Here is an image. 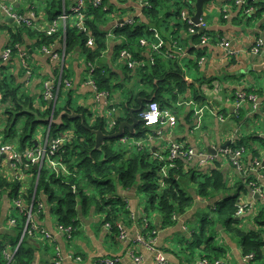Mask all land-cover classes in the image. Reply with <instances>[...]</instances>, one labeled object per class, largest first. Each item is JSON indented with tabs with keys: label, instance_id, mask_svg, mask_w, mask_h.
Segmentation results:
<instances>
[{
	"label": "crops",
	"instance_id": "1",
	"mask_svg": "<svg viewBox=\"0 0 264 264\" xmlns=\"http://www.w3.org/2000/svg\"><path fill=\"white\" fill-rule=\"evenodd\" d=\"M1 1L2 4L11 2L15 9L25 16H29L32 11L29 8L36 5L38 8L36 9L35 27L43 30L50 25L51 21L45 13L43 0H22L19 3L14 0ZM62 1L64 10L67 11L76 2V0ZM159 2L161 5L158 10L162 20L157 31V24L154 21L150 22L142 12L143 8L148 5V0H103V7L111 12L110 20L102 28L107 33L104 52L94 62H90L85 50L79 47L74 52L66 54L65 44L61 43L52 46L51 54H46L45 47L39 46V40L36 37H25L21 51L28 56L26 62L22 61L17 52L12 54L10 61L4 60L3 54L11 46L9 29L16 28L17 24L2 12L0 17L2 26L0 28V77H13L21 90L34 98L35 106L42 110H44L41 104L43 86L49 81L56 86L57 91L61 90L64 93L65 100L62 106L64 110L62 111L70 109L78 113L79 108V111H84L90 121H102L111 127L112 131L118 119L123 118L124 121H130L129 117H126L128 111L124 106L122 107V103L130 105L128 106L130 109L135 108L138 101L143 99L139 97V93L145 86L136 73L137 69L129 68L128 61L125 58L122 59L121 54L125 50L119 51L127 39L116 35L115 30L124 23L129 24L130 20H133L130 25L138 22L149 24L156 29L157 34L152 38L143 39L148 43L142 45V58H144L142 64L149 65V62L151 64L154 55H157L153 54L151 43L158 42L157 39L164 41L165 38H169V41H164L166 49L162 50L159 56L178 62L184 69L186 81L189 84L186 93L179 95V90L174 87L172 94L166 96L169 107L162 108L159 104L163 110L168 109L176 116L177 124L172 127L164 123L147 128L148 132L153 135L160 133L158 142L151 144L153 154L158 153V157L166 160L171 143L183 144L202 155L188 162L191 169L206 173L210 166L202 164L203 157L211 155L210 150L216 151L218 152L217 160L223 162V171L230 178L229 187L231 188L234 183L242 179V176L230 162L226 164L227 162L223 161L222 151L239 139L245 140L242 164H249L250 167L257 159L261 162L259 172L254 173L255 184L259 192H254L255 189L250 188H247L246 193L240 191V205L247 206L248 210L238 219L241 222L240 229H254L252 217L262 209L264 203V46L257 54L253 52V47L259 39L264 40V14L257 17L254 14L243 17L242 10L232 4L227 14L224 12L229 4L227 0H211L204 4L200 18L206 23V33L211 37L209 43L203 44V36L200 42H195L192 38L200 32L192 34L184 30L185 25H190V20L195 24L194 18L198 14L197 0H185L186 3L183 5H180L178 0H171V2L159 0ZM67 22V20L62 21L58 30H65ZM120 22L124 23L120 24ZM168 24L172 26L178 24L181 30L174 28L173 31L178 33L172 36L165 30ZM223 40L230 42L231 50L236 52L234 56H228L224 47L220 46ZM92 47L86 45V48ZM200 53L201 58H199ZM28 66L31 68V74H29ZM101 68L106 70V74L110 76V86L113 88L109 92L94 90L93 73ZM125 88L130 93V99L126 97L125 92L123 93ZM244 90L256 92L260 109L254 111L251 104H244L241 109L245 115L238 121L237 114L241 109L238 108L237 94ZM196 91L204 96L203 101L196 100L194 96ZM98 93L106 94V96L97 95ZM174 95L178 98L174 99ZM5 108L6 105L3 104L1 95L0 143L11 141L4 136L8 117L5 115ZM17 129L20 127L18 126ZM46 135L45 126H41L39 138L35 140L36 144L43 143L47 139ZM146 138L132 139L144 142ZM163 145L164 151L162 150ZM27 148L31 147L27 146ZM253 151L257 152V157H254ZM2 174L8 178L21 179V192L24 193L31 189L30 185L35 177L33 172L23 171V176L15 172L7 160L0 162V175ZM40 174L41 172L39 176ZM37 180L39 181V177ZM183 185L195 199L194 205L184 216L177 218L174 226L165 229L159 228L161 222L159 214L154 213L152 219L150 217H148L149 220L147 219L144 213L145 194L139 193L137 188L125 191L121 185H118V193L125 199L124 202L128 206V215L122 214L121 218V223L128 233L127 240H121L117 232L108 227L107 206L101 208L94 206L91 211L80 208L79 226L73 237L68 239L59 229L53 207L49 206L46 196L41 194L40 200L43 201L41 204L44 205V209L35 215V221L48 231L58 244L64 264H100L104 260L115 258L120 259L119 264H156L155 254L146 245L152 235H154L156 248L164 252L168 264H196L202 259L203 251L206 249V238L210 236V233L202 230V221L210 216L216 210L217 204L230 193L216 194L210 200L198 199L196 185L187 180ZM3 195L0 209V245L6 248L3 255L8 263L14 264L15 252L25 245L27 247L24 246L25 249L32 252V264H55L56 248L45 244L47 243L45 238L37 233L39 238L31 235L30 229L26 228L22 234L17 236L15 226H11L7 220L12 209L10 204L12 198L9 192H4ZM256 195L259 196L256 197ZM150 221L153 226L157 227L154 231H146L148 229L144 228L145 222L149 224ZM220 226L222 228H219ZM139 236H145L146 243L137 241ZM212 238L215 240L214 245L223 253L219 259L225 264H264V259L259 261H255V258L246 259L241 240L228 234L224 224L216 225V233ZM132 253L135 258L140 259L139 262L132 257ZM77 258H81V261Z\"/></svg>",
	"mask_w": 264,
	"mask_h": 264
},
{
	"label": "trees",
	"instance_id": "2",
	"mask_svg": "<svg viewBox=\"0 0 264 264\" xmlns=\"http://www.w3.org/2000/svg\"><path fill=\"white\" fill-rule=\"evenodd\" d=\"M168 1L171 2V0ZM233 1L235 2L236 0ZM179 3L184 4L186 2ZM160 5L159 0H148V5L142 10L143 15L150 22L154 21L157 24V31L162 20L158 10ZM249 7L253 8L254 16L256 17L264 14V2L250 1ZM62 11V1L54 0L46 8L45 13L48 19L52 21L60 16ZM110 13L103 5L95 8L88 4L87 9L84 11L83 26H80L79 20L74 14L69 17L70 19H67L65 30L63 28V30L59 29L52 36H47L44 32L34 30L26 25H16V28L9 29L12 52L19 53L21 51V47L25 43V37H36L39 40L40 47H52L58 43L65 44L66 54L74 52L78 47L84 49L88 55V60L94 62L101 57L105 49L107 33L102 28L109 22ZM125 24L118 26L115 30L116 35L127 39V42L119 52L122 50L130 52L137 62L144 63V58H142V40L155 36L157 34L155 32L156 29L149 26V24L141 22L133 25ZM0 28H2L1 25ZM174 28L181 30V26L178 24L174 26L168 24L165 30L174 36L178 33L173 31ZM191 28L192 26L188 24L184 26V30L188 33H190ZM202 36L199 33L193 35L192 38H194L195 42H200ZM90 37L94 39V46L86 48ZM162 38H165L164 35ZM164 41H169V38H165ZM164 41H162L163 44ZM164 49L166 47L162 46V50ZM201 56L200 53L199 58ZM153 58L154 62L150 64L148 61L149 65L145 63L143 67H139L136 71L138 77L142 79L145 85L140 91L139 97L148 101L155 97L154 101L159 103L162 108L165 106L169 107L166 96L172 94L175 88L179 90V95L186 93L189 85L186 81V74L178 62H173L159 55H154ZM93 74L98 91L109 92L112 90L113 86H110V76L106 74V70L103 68L97 69ZM55 92L56 94L58 93V96L61 95V90H56ZM242 92L246 93L247 96L256 95L253 90H244ZM1 95L2 102L6 105L5 115L8 116L4 136L15 142L20 150L26 149L27 146L35 147L36 141L33 140V134H35L36 129L45 126L47 130L49 127L48 119L53 113L54 119H57L62 112H58V108L54 112L53 106H50L44 100V96L41 97V104L44 106V110L37 108L34 98L23 92L13 77H0ZM194 96L197 101L204 100V96L197 91ZM173 97L174 99L178 98L175 95ZM83 112L82 110L79 111V113ZM139 115L140 113L136 114V117L140 120ZM244 115L245 113L242 109L239 110L237 120L242 119ZM64 119L66 122H70L69 118V120L67 117H64ZM123 121V118L118 119L114 129L109 132L102 121L95 123L89 129H100L105 134H114L119 130ZM20 123L21 127L17 129ZM71 123L76 126L74 137L78 140L76 148H80V152H77L75 147L73 149V144H69L64 147L65 153L62 156L64 157V162L72 171V175L56 176L55 174H49L44 169L38 176L37 172L32 169L35 176L30 185L32 187L27 193H24L21 192L22 184L20 180L8 178L2 174L0 175V195L4 192H9L11 198L14 200L21 199L29 207H31L32 200H34L32 209L33 211H38L36 209L37 202L39 204L43 202L38 199L41 198V194H44L49 206L58 205L59 209L56 214L60 218L59 225L64 228H78L80 208L87 210L90 203H93L98 208L107 206L108 217L106 222L119 235L118 224H121L123 215H128V206L124 202L125 199L123 200V197L118 193V185H121L125 191L137 188L139 193L145 194L146 203H149V207L146 206L144 210L147 219L149 220L148 217L152 219L154 213L159 214L161 217L159 228L165 229L174 226L177 223L176 218L184 216L194 205L195 199L192 198L183 185L185 180H187L196 185L198 199L210 200L216 194L230 193L223 201L217 204L216 210L202 221V230L205 233H210V236L206 238V249L203 251L202 259L219 260L223 256L220 249L214 245L215 240L212 238L213 234L216 233V225L218 223L224 224L228 234L234 235L241 240L242 249L246 257L253 255L255 261L264 259V203L262 209L252 217L254 229H240L241 222L237 216L240 208L239 193L240 191L246 193L247 188L253 189L251 184L256 182L255 172H250V177L248 178L239 172L242 179L234 183L230 188V178L223 171L224 165L223 162L217 160L218 156L213 164L205 165L210 166V169L204 173L191 169L186 159L163 160L158 155L156 156L158 153L153 154L152 149L147 147H131L125 150L117 148L114 143L116 141L121 143L120 139L105 141L101 149L96 150V135L92 130L83 126L80 118L71 120ZM65 131V125L52 124L47 134L49 132V139L53 140L60 138V134ZM147 133L150 132L140 120L136 133L132 135L128 131L125 137L141 139ZM244 144L245 140L239 139L232 143L230 148L237 150L243 148ZM253 155L257 157L258 154L253 151ZM223 158L229 159V157ZM251 167L252 165L249 167V164L243 165L244 169H250ZM38 177L39 181L37 180ZM73 187L76 188L75 192ZM152 211L154 212L152 213ZM26 220L27 218L24 217L22 221L18 222V226H15L17 236L22 234L25 229ZM155 229L157 227L153 226L151 221L148 227L145 228L146 231H154ZM152 238H154V235H152ZM24 246L22 245L15 252L14 264H32V252L25 249L26 246ZM5 249L0 245V264H8V260L3 255Z\"/></svg>",
	"mask_w": 264,
	"mask_h": 264
},
{
	"label": "built area",
	"instance_id": "3",
	"mask_svg": "<svg viewBox=\"0 0 264 264\" xmlns=\"http://www.w3.org/2000/svg\"><path fill=\"white\" fill-rule=\"evenodd\" d=\"M228 5L225 7L224 12L228 14V9L230 8V5H235L239 7L242 10V16L243 17H248L252 16L254 14L253 8L249 7L250 1L254 2H264V0H236L235 2L233 0H227ZM87 3L91 4L95 8L102 7L103 5V0H89L88 2H84L80 0L79 4L73 5L69 11H64L58 19H56L52 25H50L48 28L43 29V31L46 33L47 36H52L54 35L57 31L58 28L60 27V24L62 21L67 20L71 15H76V17L79 20L80 26H83L84 22V11L87 9ZM2 8V12L11 20H13L16 24L19 26L26 25L27 27L33 28L34 27V21L36 19V15L34 11H31L29 16H25L21 13H19L14 5L12 7L5 5V4H0ZM228 17V16H226ZM190 22V26L192 28L190 29V32L192 34L198 33L201 29H204L202 32L203 37H202V42L203 44L209 43L211 40V37L206 33V23L201 20L199 24H194L192 21ZM133 20L129 21V24H132ZM158 40V43H151V48L153 50V54L160 55L162 52V46L164 44L162 43V40ZM147 40H142V45H147ZM89 46H94V39L89 38L88 43ZM220 46L224 47L226 53L228 56H234L236 52H233L231 50V45L230 42H227L223 40L220 42ZM264 46V40L259 39L256 42V45L253 47V52L254 53H259L261 51V48ZM52 47L44 48V52L46 54H51L52 53ZM65 51V48H64ZM12 47L10 46L7 50H5L3 54V59L6 61H10L12 58ZM20 58L22 61H27L28 56L27 54L23 53L22 51L19 52ZM122 59L125 58L128 61V66L129 68L132 69H138L139 67H143L144 65L142 63L137 62L132 54L130 52L124 51L122 52ZM154 62V59L151 60ZM29 70V74H31V68L28 66L27 67ZM94 85V90L98 91V87L96 86L95 82H92ZM44 91H43V96L46 101L54 102L57 101L58 94H56V86H54L51 82L47 81L44 83ZM97 95H102L106 96V94H97ZM237 102H238V108L241 109L244 104L249 103L251 104L252 108L254 111H256L258 108L260 109L259 105V97L257 95H251L247 96L246 93L240 92L237 94ZM140 120L145 124V127H154L158 125H162L164 123L169 124L170 126H175L177 124V118L170 112L168 109H162L157 102H150L141 112H140ZM49 131V130H48ZM155 136L160 137V133H158ZM125 138V137H124ZM128 138V137H126ZM70 139V138H68ZM153 136H149V140H153ZM66 138H57L50 140L49 137L40 145H37V147H31V148H26L23 150H20L16 148L13 144L11 143H0V162L1 160H7V162L10 164L12 169L19 173L20 175L23 176V171L26 172H32V169L34 167H37V169H40V172L45 169L46 167L50 168L53 173L56 176L60 175H66L70 176L72 175V171L69 169V167L66 165L64 162V157L62 154L65 153L64 147H65V141ZM122 143H125L124 141L121 140ZM142 142H139L138 145H141ZM224 157H229V162L241 173L245 175L247 178L250 176V172H259L261 162L257 159L253 162L252 167L250 169H244L243 164H242V157L245 153L244 148H239L237 150H234L232 148H227L222 151ZM202 157L197 151H195L192 148H188L184 146L183 144L179 143H171L168 148V158L167 160L174 161L178 158L186 159L188 162L192 161L196 157ZM209 156L212 157V160L209 159ZM163 159V157H160ZM217 156H212V155H206L203 157L202 164L203 165H210L213 164ZM17 178V177H16ZM18 180H21L17 178ZM253 188L255 189L254 192H257V186L255 183L251 184ZM74 192H75V187H73ZM259 192V191H258ZM15 206L16 210H18L19 214L21 216H24L25 218L30 220V223L32 227H30V232L31 228L32 231L35 232V234L39 231L42 230V235H40L42 238L47 239H53L48 231H46L42 226H39L36 221H35V215L39 214L43 209L44 205L40 204V208L38 211H33L32 206L29 207L26 203L23 202V200L18 199L15 200ZM247 206H242L240 205L239 212H238V217H241L246 213ZM177 220V218H176ZM11 226H16L17 221L14 219H11L9 221ZM108 227L111 228L110 224H108ZM148 224H145L144 228H147ZM119 228V236L120 239L122 240H127L128 238V233L127 230L123 227L122 224H118ZM60 231H62L66 236L69 237V239L72 238L74 230L69 227V228H63L60 227ZM137 241L146 243L145 236H139L137 238ZM148 244L146 243L148 249H150L154 254H155V263L156 264H168L167 258L164 254L163 251L158 250L156 248V242L154 238H150ZM132 257L135 258L134 253H132ZM254 256H247L246 259H253ZM137 262L140 261L139 258H135ZM77 260L81 261V258H77ZM11 261V260H10ZM120 259L115 258V259H110V260H104L100 264H119ZM55 264H64L63 257L61 255L60 248H56V260ZM196 264H225L223 260H210V259H200L197 261Z\"/></svg>",
	"mask_w": 264,
	"mask_h": 264
},
{
	"label": "rangeland",
	"instance_id": "4",
	"mask_svg": "<svg viewBox=\"0 0 264 264\" xmlns=\"http://www.w3.org/2000/svg\"><path fill=\"white\" fill-rule=\"evenodd\" d=\"M23 1H25V0H23ZM54 0H43V5L45 6V8H47L52 2H53ZM62 1V0H61ZM82 1H84V2H86V1H88V0H82ZM178 1H180L181 3H184L185 2V0H178ZM14 2H17V3H19V2H22V0H14ZM79 2H80V0H76V2L74 3V5H77V4H79ZM2 3V1L0 0V4ZM5 3V5H8V6H10V7H12V3L11 2H4ZM34 5V4H33ZM180 5H183V4H180ZM1 6V5H0ZM32 6V5H31ZM73 6V5H72ZM71 6V7H72ZM15 7V6H14ZM70 7V8H71ZM38 8V6H36V5H34V6H32V8L30 7L29 9L30 10H32V11H34L35 12V15H36V9ZM70 8H68V9H70ZM65 8H64V5H63V1H62V13L64 12V11H67V10H64ZM2 8L0 7V17L2 16ZM37 17V16H36ZM59 18V16L56 18V19H58ZM56 19H54V20H52L51 22H50V25H52V23L56 20ZM77 20H78V18H77ZM35 21H36V19H35ZM35 21H34V27L32 28V29H36V30H38V31H41V32H44L41 28L40 29H37L36 27H35ZM16 25V24H15ZM18 25V24H17ZM49 25V26H50ZM48 26V27H49ZM45 33V32H44ZM46 34V33H45ZM155 43H158V42H155ZM10 77V76H9ZM126 93V97H130V93L128 92V90H127V88H125L124 89V91H123V93ZM58 94V93H57ZM130 99V98H129ZM45 100V99H44ZM64 93H62L61 92V95L60 96H58L57 97V101H54V102H51L52 103V105H50V106H55V104L58 102V104H57V107H58V112H61L62 110H63V108H62V106H63V103H64ZM46 101V100H45ZM48 103H50V101H47ZM127 105V104H126ZM126 105H124L123 103H122V107L124 106V108H126V109H128L129 107H128V105L126 106ZM127 111V110H126ZM130 111L131 110H129L128 111V113L126 114L127 116L126 117H129V115H130ZM74 112H76V111H74ZM77 112L79 113V108L77 109ZM77 113V114H78ZM206 113H208L207 111H206ZM84 114V115H83ZM83 116L86 118L85 120H82L81 119V124L83 125V126H85L86 128H92L93 127V125L95 124V123H97L98 121L96 120L95 122H93V121H90L89 120V118L88 117H86L85 116V113L83 112ZM68 119V118H67ZM76 119H78V118H76ZM69 120V119H68ZM71 120H74V119H70L69 121L70 122H66L65 121V119L63 120V122H62V124L61 125H65V128H66V131L65 132H62L61 134H60V137H62V138H66L67 140L65 141V146H67V145H69V144H73V149H74V147L76 148L78 145L76 144L77 142H78V140H77V138L76 137H74V133H76L75 132V129H76V126H75V124H73V123H71ZM19 127H21V125H19ZM105 127H106V130H108V128L110 129V130H108V131H111V127H109L108 125H106L105 124ZM49 128H50V124H49V127H48V129H47V131L49 130ZM89 130H92V129H89ZM95 131H101L100 129L99 130H92V132H95ZM41 132V127L40 128H38V129H36V131H35V134H33V140H36V138L38 137L39 138V133ZM109 136V135H108ZM149 136H153L154 137V139L153 140H149ZM49 137V132H48V134H47V138ZM145 137H147L146 139H145V141L144 142H142V144L141 145H138L139 144V142H137V141H135L134 139H132V138H124V137H122V138H120V140H122V141H124L125 143H119L118 141H116L115 143H114V145L117 147V148H121V149H123V150H125V149H127V148H131V147H133V148H135V147H147L148 149H153V147L151 146V144H155V141H157L158 142V140H159V136H155V135H153L152 133H147V135L145 136ZM68 138H70V139H68ZM84 139V138H83ZM38 140V139H37ZM111 139H106V141H110ZM95 141H96V144H95V149L96 150H100L101 149V147L99 148V149H97V138H95ZM5 143H12L16 148H18L19 149V146L15 143V142H13V141H8V142H5ZM105 143V142H104ZM103 143V144H104ZM102 144V145H103ZM163 144V143H162ZM77 149V152H80V148H76ZM162 150L164 151V145H163V148H162ZM163 153V155H164V152H162ZM167 153H168V151H167ZM158 155V154H157ZM212 156H215V155H213V154H211ZM222 158H223V156H222ZM209 159H211L212 160V157L211 156H209ZM223 161H225V162H227L226 164H228L229 163V160L228 159H226V158H223ZM75 162H76V159H75ZM33 170L34 171H36L37 172V174H38V176H39V173H40V169H36L35 170V167L33 168ZM45 170H46V172H49V174H52L53 173V171L50 169V168H48V167H46L45 168ZM244 175V174H243ZM245 176V175H244ZM248 177H250V176H248ZM247 177V178H248ZM16 179V178H15ZM17 180V179H16ZM201 180V179H200ZM85 185V184H84ZM83 185V186H84ZM254 189V188H253ZM3 194L2 195H0V209H1V207H2V200H3ZM34 198V197H33ZM38 200H40V198L38 199ZM124 200V199H123ZM146 200H147V198H146ZM15 200L12 198V200H10V204L12 205V209H11V211H10V213L8 214V216H7V220H11V219H14L15 221H17V225L16 226H18V222H20V221H22V219L24 218V216H21L20 214H19V212H18V210H16V206H15V202H14ZM34 203V200H32V203H31V206H32V204ZM149 203L147 202L146 203V206H148L149 207V205H148ZM95 205L93 204V203H90L89 204V206H88V208H87V211H91L92 209H93V207H94ZM40 208V204H39V202H37V207H36V209H39ZM53 209H54V211H55V217L57 218V223H58V226H59V229H60V227H62V226H60L59 224H60V222H59V220H60V218L57 216V214H56V212H58V209H59V207H58V205L57 206H54L53 207ZM0 212H1V210H0ZM42 212V211H41ZM40 212V213H41ZM154 211H152V213H153ZM55 219V218H54ZM122 224V223H121ZM123 225V224H122ZM30 227H32V225H31V223H30V220L29 219H27L26 220V226H25V228L26 229H29ZM123 227H124V225H123ZM15 228V227H14ZM64 228V227H63ZM69 228V227H68ZM72 228V227H71ZM125 228V227H124ZM73 230H74V232H75V230L76 229H74V228H72ZM111 229V228H110ZM74 232H73V234H74ZM31 235H35L36 237H38L39 238V236L38 235H42V230L41 231H39L38 232V235H36L35 234V232H33L32 231V228H31ZM68 239H69V237L68 236H66ZM73 237V236H72ZM119 238H120V236H119ZM122 240V239H121ZM43 243V242H42ZM45 244H47V245H49V246H52V248H60L59 246H58V244H56V242L54 241V239H47V243H45ZM9 264V263H8Z\"/></svg>",
	"mask_w": 264,
	"mask_h": 264
},
{
	"label": "water",
	"instance_id": "5",
	"mask_svg": "<svg viewBox=\"0 0 264 264\" xmlns=\"http://www.w3.org/2000/svg\"><path fill=\"white\" fill-rule=\"evenodd\" d=\"M211 0H197V8H198V14L196 15V17L194 18V21L196 24L200 23V18L202 17L203 14V7L205 3H209ZM13 21V20H12ZM124 22H120V24H123ZM204 31V29L200 30V33H202ZM154 98L150 101H148L147 99H141V101H138V106H136L135 108H129L130 111V115H129V119L130 121H123L119 127V130L114 133V134H110L108 136V134H105L102 131H95L93 132L96 135L97 138V149H99L102 144L106 141V139H120L122 137L126 136V131L129 130V133H131L132 135L136 133V128L138 126V124L140 123V120L136 117V114H139L146 106L147 103L149 102H153ZM50 105H52V103H49ZM58 102L55 104V106L53 107V111L55 112L57 107ZM64 110V109H63ZM128 110V109H126ZM128 110V111H129ZM67 117L69 119H76V118H80L82 120H85V117L81 114H77L73 111H71L70 109H67L65 111H62L61 114L58 116L57 119H54V113L53 115L48 119V122L50 124V127L52 124H59L61 125L63 122V118ZM86 121V120H85ZM38 144H36L37 146ZM210 154H213L215 156H218V152L216 151H209ZM37 169V167H35V170ZM259 195H256V197H258ZM219 228H222V226H220Z\"/></svg>",
	"mask_w": 264,
	"mask_h": 264
},
{
	"label": "bare ground",
	"instance_id": "6",
	"mask_svg": "<svg viewBox=\"0 0 264 264\" xmlns=\"http://www.w3.org/2000/svg\"><path fill=\"white\" fill-rule=\"evenodd\" d=\"M223 14V13H222ZM241 14V13H240ZM191 21V20H190ZM64 60V59H63Z\"/></svg>",
	"mask_w": 264,
	"mask_h": 264
}]
</instances>
